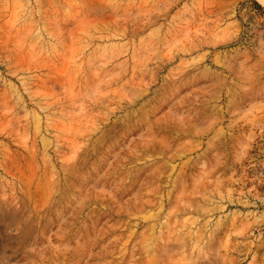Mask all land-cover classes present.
Masks as SVG:
<instances>
[{
    "label": "rangeland",
    "instance_id": "rangeland-1",
    "mask_svg": "<svg viewBox=\"0 0 264 264\" xmlns=\"http://www.w3.org/2000/svg\"><path fill=\"white\" fill-rule=\"evenodd\" d=\"M0 264H264V0H0Z\"/></svg>",
    "mask_w": 264,
    "mask_h": 264
}]
</instances>
